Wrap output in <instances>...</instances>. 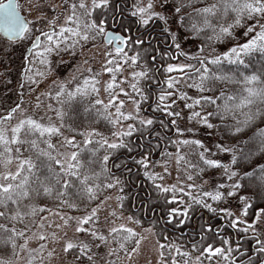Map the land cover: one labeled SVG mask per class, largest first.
I'll return each instance as SVG.
<instances>
[{
    "label": "snow or ice",
    "instance_id": "obj_1",
    "mask_svg": "<svg viewBox=\"0 0 264 264\" xmlns=\"http://www.w3.org/2000/svg\"><path fill=\"white\" fill-rule=\"evenodd\" d=\"M223 4L224 18H227L229 12L235 13L234 21L227 26L221 25L219 28L213 27L208 16H216L217 8L215 5L209 8L198 9L197 15L204 16V27H198L196 24L191 26L190 31L202 32L205 28L211 27L215 38L222 40L225 36H232L233 29L244 28L246 29L245 35L249 37L247 43H243L238 47L230 48L222 56H209L203 55L204 48H199L200 55H188L183 51L181 44L178 42L176 36L172 33L170 27V21L168 15L161 13H154V5L149 3L146 7L140 5L139 0L134 5L135 10L130 11L132 17L137 18L139 24L144 28H147L153 21H162L165 27L163 31L171 36L170 48H174L175 51L172 56H168L165 61L164 56H160L161 62H167V67L161 70L168 74V78L164 81L165 87H161V92L157 97L156 107L152 108L153 113H160L161 116L142 118L141 105L148 102L151 97L140 86V82L143 80H152L155 77V73L151 69L148 63L141 64L143 59L141 51L137 48L144 46L145 41L142 37L133 39L130 35H113L108 30L109 20L107 16L102 19H97V10L101 13H107L113 10L114 0H91V7L86 3V0H65V6L68 9L69 15L65 18V26H61L59 31H56V22L60 19L59 16L55 20L49 22L50 30L44 31L42 29H35L34 22L27 20L20 14V5L15 3V0H8V3L0 2V34H2L9 42L16 44V42L30 41L31 46L28 48L27 64H32L31 57L36 55L40 58V63L51 64L50 60H47V56L55 53L57 55L64 52H70L72 55H76V49L79 45L83 48L89 42L103 41L107 44H116L115 50L108 51L107 64L105 65V71L111 74L112 80L107 86V90L114 98H110L108 104H104L102 100L97 99V105H103L105 120H108L114 126L119 125L122 121H128L127 130H120L113 133L115 142L110 138L103 137L99 132L93 133H80V135H86L85 146L98 145L97 151L100 148L106 152L112 150L111 154L103 155L99 160L100 171L96 172L94 169H89L88 172H84L83 163L80 161V152H72L70 155H66L62 161L57 156L52 155L50 151L40 147V143H46L48 149H53L54 145L50 142L51 137L55 135H62L61 129L63 125L57 127L56 125L49 123L45 126L43 123L38 122L32 117H28L24 114L21 115L15 126H12L11 122L16 118L17 113L20 112L19 108L13 107L8 114L0 118V163L7 169L9 165L15 161L14 154L24 155L22 148L24 145H28L29 151L36 153V160H41V164L38 167L36 161L31 156L25 159H21L18 163V168L15 173L6 172L0 175V180L7 183H0V232L10 233L9 242L11 247L15 250L17 247H21L24 250L28 249V240L30 237L24 230L28 227L26 223V217H35L38 213L45 211L43 208H37L35 205L24 204V209L21 210V204L24 201H30L33 197H39L41 195L46 197H52L59 199L61 203L67 207L73 208L76 205L69 200L68 193L70 190L75 189V195L83 200L85 197L89 200H96L99 196L102 188L116 189L119 188L123 192V182L119 176L114 177L112 167L120 168L121 164H114L110 167V161L113 159V155L120 149H125L128 153H133L138 148L142 149L139 152V158L134 157L133 163L143 168L144 176L150 180L154 185V191L157 196L163 199L165 205H180L181 207L171 208L168 216L165 218V225H172L177 228H184L188 222L190 213L197 207L200 209H206L209 213L214 215L223 214V217L229 221V227L237 229L239 232L248 233L250 230H254L257 225L264 220V207H260L259 211L255 213L257 224H247L246 227H238L246 223L245 219L237 218V211L239 216L247 218L250 214V210L256 208V204L252 202L250 197L238 195L241 189L246 188L245 182L252 185L259 193H264V129L255 133L253 143L254 148L241 147L239 145L232 147L226 144L217 143L214 148L206 146L199 139H183L172 141V144L178 148H195L198 151H193L192 156L198 157V160L193 163L188 159L187 154H180L179 152L165 153L166 156H176V162L178 165L183 164L187 168L195 171V176L188 172L186 179L188 181H194L197 177L209 175V169L220 170L223 175L226 176L229 183H225L223 179L216 181L212 176L213 191H207L204 189V185L208 184V180H204L203 184L199 185L200 191L197 192L196 186H185L180 184H174L170 186H164L157 181L163 180L164 176L149 171L151 151L158 147V144L144 143L141 145H134L129 142L128 138L134 136L135 133H139L137 139L144 137L145 135L151 137L153 130L157 124L164 126V119L161 117H172L170 124L176 128L177 135L183 136V132L180 131L177 120L174 117L180 116V112H176L175 101L178 99L184 103V106L192 112L189 120L195 121L200 124L202 128L213 129L215 127L212 122L213 117H217L221 120L228 119L231 114L233 119H236V110H242L248 108L249 111L243 113L244 120H237L233 125V135L239 138V134L244 132L245 127L252 124L257 118L264 119V108H258L256 111L251 110V106L259 101L264 105V87H255L258 83H264L260 81L256 75H245L244 70L249 68V62L246 58L250 57L253 53H259L264 56V0H221ZM164 6V0H161V7ZM175 12L173 13V19L182 14V9L187 8L188 5L173 4ZM191 15V14H190ZM180 23L183 24L184 20L181 19ZM112 27H120L115 15L111 20ZM42 33V34H41ZM133 47L129 50V44ZM151 47V41H149ZM43 48V51H36ZM129 51H135V55H129ZM156 50L153 47V54L151 55L152 62L157 61ZM184 57L186 60H195L196 64H181L174 65L171 63L173 59L180 60ZM227 63L229 66H235L236 71L232 74H226L221 69L223 65ZM123 65H130L134 68H140V71H133L131 77V88L133 93L140 97V103H136L135 114H125L123 111L125 104L124 101L119 99V96L128 97L130 94L120 88L122 83H128L127 80L118 82L117 76L122 73ZM88 71H92L88 69ZM24 83L35 84L36 81L31 75L32 69L25 66ZM179 73L180 76H173L171 74ZM43 75V73H38ZM97 75H100L99 73ZM187 76V81H185ZM237 76L242 78L238 79ZM75 80L76 77H73ZM182 82L187 84L188 88H195L200 93L199 98H193L187 91H181L177 86ZM243 83L244 91L247 96L237 97L235 94H226L227 89L217 92V83L219 84H239ZM99 83L98 80H84L83 87H76L75 91H70L67 85H60L55 97L49 96L50 99H55L57 103L64 104L65 98L75 99L77 95H87L88 86L91 85V91L99 94L100 89L95 87ZM159 85L160 80H156ZM249 85H252L249 87ZM119 90V91H118ZM39 99V98H38ZM238 103H230L236 102ZM223 102L222 104L220 102ZM135 103V101H133ZM39 107V105H37ZM50 111L57 112L59 110L48 106ZM115 109L113 113L111 110ZM199 109V110H196ZM61 119L63 118L62 111L59 112ZM43 119V118H42ZM51 121V117H48ZM135 121V123H131ZM101 137L98 140H93L92 137ZM43 138V139H41ZM157 140L160 139V133L156 132ZM65 143L71 147L80 148L81 146L75 143L73 139H66ZM247 145L248 141H244ZM97 151H94V160L92 163H96L95 159ZM147 152V155H145ZM221 154L230 155L231 159L228 164L221 162L215 157ZM257 157L260 161H257ZM259 163V167L256 164ZM251 167V171H249ZM46 170V175L41 176V172ZM179 180V177L177 178ZM195 193V194H193ZM169 196L171 198H169ZM179 197V198H178ZM187 199H184V198ZM121 202V208L123 207L124 197L118 198ZM236 200L238 205L237 211H233L229 208H218L224 201ZM211 201V202H209ZM10 205H15V209ZM78 210V209H77ZM87 211V210H85ZM116 215L115 212L112 213ZM179 217V219H177ZM67 225L68 221L75 220L77 225L76 231L78 233L88 232L95 246L98 248L103 245H109V236L112 241L119 244V250L124 251L130 241H135V247L138 249L141 238L139 235L129 227H114L110 229L109 235L99 233L98 230H89L85 226L97 220V210L92 209L83 217H61ZM129 222L139 223L134 221L132 217H128ZM17 225H24V228H19ZM43 227V225H41ZM151 232L152 229H146ZM210 236H215L219 239L222 246H215L210 242ZM23 238L25 243L18 245L16 241ZM39 240L43 241L48 239L44 235H39ZM164 240H168L169 237H162ZM254 239L257 241L256 254L261 257L257 259V256H252L250 253H245L242 247H233L231 241L225 239L223 230L214 229L211 224L202 226V233L199 235L198 241L191 246V250H185V246L176 243H172L171 247L168 244L159 243V254L161 264H204V261H212L216 258H222L226 264H264V239L254 234ZM208 241L207 243H205ZM43 248L44 245L42 244ZM76 249L80 257L86 258L80 260L79 264H95V258L93 256V246L88 242H68L64 251L71 252ZM165 252L169 253V256H165ZM175 256H172V253ZM193 254L195 259L193 260ZM238 254V255H236ZM110 255H118L117 249L110 247ZM236 257L235 259L233 257ZM0 264H12V261L0 258ZM31 264V262H30ZM109 264H115L114 261H109Z\"/></svg>",
    "mask_w": 264,
    "mask_h": 264
},
{
    "label": "trees",
    "instance_id": "obj_2",
    "mask_svg": "<svg viewBox=\"0 0 264 264\" xmlns=\"http://www.w3.org/2000/svg\"><path fill=\"white\" fill-rule=\"evenodd\" d=\"M2 0H0L1 2ZM71 2V0H69ZM137 3V0H114L113 10H110L107 13H101L99 10H97V19H102L104 16L108 17L109 20V27L111 25V20L113 15H115L117 22L120 24V27H117L121 32L123 33H129L132 34L134 32H139L142 29H145L144 36L142 37L145 41V45L137 48L138 51H141V55L143 59L141 60V64L148 63L153 72L155 73V77L152 80H143L140 82L141 88L144 89V91L150 95L151 99L143 103L141 105L142 112L141 116L142 118L144 116L147 117H153L157 116L160 117V113H153L152 108L156 107L157 97L161 92V87H165L164 81L168 78V74L164 73L161 69L166 68L167 62H161L160 56L166 58L168 56H172L175 49L170 48L169 45L171 44V36L167 34L163 29L165 27H168V25H164L162 21H156L153 20L147 28H144L141 26L137 20V18L132 17L129 13L130 11L135 10L134 5ZM182 0H164V4L169 6L173 9L175 12V9L173 7V4L175 5H181ZM63 4L65 6V0H63ZM183 4L188 5L187 8L182 9V14L177 16L176 20L182 29V31L194 42L197 44L198 50L199 48H204L203 55L209 56L210 58L212 56H222L224 55L230 48L232 47H238L239 45L243 43H247L249 37L245 35L246 29L244 28H236L233 29L232 36H225L222 40H217L215 38V34L212 31L211 27L205 28L204 31L197 32L190 31L191 26L193 24H196L198 27H204V16L197 15L198 9H204L212 7L213 5L217 8L216 16H208V19L210 20L213 27L219 28L221 25L227 26L230 25L234 19H235V13L229 12L227 18H224L223 13V4L221 3V0H183ZM67 9V7L65 6ZM68 11V9H67ZM124 14V16L128 17L127 19H123V17L119 18V15ZM191 14V15H190ZM69 15V12H68ZM183 19L184 23L181 24L180 20ZM61 26H65V24L62 25H56V31H59V28ZM44 31H49V29H42ZM160 35H159V34ZM42 34V33H41ZM132 36V35H130ZM133 37V36H132ZM138 37H133V39H136ZM149 41H151V47L149 46ZM101 41L97 42H89L88 44H98ZM7 43H11L7 41ZM133 47V45L129 44V50ZM153 47L155 48L157 55V61L152 62L151 61V55L153 54ZM37 49L36 51H38ZM136 54L135 51H129V55ZM188 55H200V53H192ZM36 55L33 54L31 57L33 63L28 64V67L32 69L31 75L34 77L41 78V75L38 73H45L48 65L47 63H40V59H38ZM249 62V68L244 70L245 75L251 76L256 75L258 76L260 81H264V56H262L259 53H253L250 57L246 58ZM177 61H183L186 64H196L197 62L195 60H186L184 57H181L180 60L173 59L172 62ZM24 64L22 65V67ZM21 67V71H22ZM134 68V67H133ZM226 74H232L236 71L235 66H229L227 63H225L221 69ZM20 71V73H21ZM133 71H140V68H134ZM19 73V82L18 84L24 83V77L21 78V75ZM108 76L111 77V74L106 73ZM173 76H180L179 73H173L171 74ZM118 77V76H117ZM238 79L242 78L237 76ZM156 80H160L161 83L158 85L156 83ZM23 81V82H22ZM185 81H187V76H185ZM26 85V84H25ZM24 85V86H25ZM24 86L21 87L20 95L22 96L25 92ZM252 85H249L251 87ZM19 88V86H17ZM181 91H187L189 95H191L193 98H199L200 93L196 91L195 88H188L187 84L182 82L177 86ZM217 92L216 95H219V91L227 89L226 94L231 95L235 94L237 97H244L247 96V93L244 91V85L243 83L239 84H219L217 83ZM255 87H264V83H258L255 85ZM74 87L72 91H75ZM130 93L133 97V100L135 103H140V97L133 93L132 88L129 86ZM13 90H11L9 93L13 94ZM109 92V91H108ZM110 93V92H109ZM99 99L98 94L93 93L91 91V87H88V94L87 95H77L75 99H69L65 98V103L59 105V111L56 114V119L59 122V125L57 127H60L63 125L61 132L62 135H55L51 137L50 142L54 145L53 149H48L47 144L41 142L40 147L45 149L46 151H50L52 155L56 156V150H55V144L60 141L63 137L68 136L71 137L73 140H75V143L80 145V148H75L69 146V148L72 150V152H80V161L83 163V171L88 172L89 169H94L96 172L100 171L99 167V160L102 159L103 155L105 154H111L112 150H108L107 152L100 148L99 151L98 145H87L85 146V139L86 135L82 136L80 133H93V132H99L102 134L103 137L107 138H114L113 133L116 132L117 125H113L108 120H105L103 118L104 116V108L103 105H97L96 101ZM100 100V99H99ZM180 103L182 110L179 111L181 114L180 116L174 117V119L177 120L182 117H186L187 121L190 122L192 125L197 126L200 130L207 133L208 137L214 136L218 139V143L226 144L232 147H235L237 145L241 147H245L246 150L248 148H254L255 144L253 143L255 133L258 132L261 129H264V119L257 118L252 124L245 127L244 132H241L239 134V138L233 135L234 128L233 125L236 124L237 120H244L243 113H246L249 111L248 108L242 109V110H236L235 117L236 119L232 118V115L230 114L228 116V119L221 120L217 117L212 118V122L214 123L215 127L213 129L208 128H202L200 124L196 123L195 121L189 120L188 117L191 116L192 112L188 110L183 102H180L178 99L175 101V103ZM239 100L236 102H230V103H238ZM22 103V102H21ZM20 103V105H21ZM57 103V101H56ZM223 103L222 101L220 102ZM19 105V106H20ZM16 106V104L14 105ZM18 106V107H19ZM17 107V108H18ZM258 108H264V105L260 104L259 101H257L255 104L251 106L252 111H256ZM113 110V109H112ZM111 110V111H112ZM176 111V107L174 109ZM199 110V109H196ZM63 113V118L61 119V116L59 112ZM178 112V111H176ZM135 114V113H133ZM28 117H32L31 115H26ZM0 118H3V115L0 116ZM164 119V126L157 124L153 130V135L151 137L145 135L144 137L137 139L139 136V133H135L133 137L128 138L129 142L134 145H141L144 143H151V144H158V147L154 149H149L151 151V157H150V164L151 167L149 171L155 173L157 164L167 158H170L165 155V153H177L184 155L187 154L188 159L192 160L193 163H195L198 160V157L192 156L191 153L193 151H198V149L195 148H178L172 144V141L176 140H183V139H199L206 145V140L201 138L200 136H193L186 138L185 135L178 136L176 128L172 127L170 124V120L173 119L172 117H161ZM18 122V121H17ZM17 122L13 121L11 122L12 126H15ZM121 123L126 124L128 126V121H122ZM131 123H135V121H132ZM180 128V126L178 125ZM181 129V128H180ZM156 132L160 133V139L157 140L156 138ZM93 140H98L101 137L94 136L92 137ZM43 139V138H41ZM214 141V140H213ZM244 141H248V144L245 145ZM216 142V141H215ZM142 149H137L133 153H128L125 149H120L115 152L113 155L112 161H110V167L114 164H121L122 166L120 168L112 167V171L115 176H119L121 181L123 182V192L119 190V188L116 189H107L102 188V190L99 193V196L96 200L89 201L86 197L81 200L75 195V189H72L68 193V199L71 200L76 207L70 208L67 207L65 204L61 203V201L54 196L52 197H46V196H39V197H33L30 201H24L21 204V210L26 211L24 209V204L28 205H35L37 208H43L45 211L38 213L35 217L27 216L26 217V223L28 225L27 228L24 230L29 234L34 230L40 219L45 216L49 211L55 210L60 212H66L68 214L78 215V216H85L88 212H91L92 209H94L99 203H101L103 200H105L108 196L114 194L117 200V204L119 206L120 211L128 216L132 217L134 221H139V223H135L137 226H152L156 235V238L159 243L168 244L169 247H171L172 243H176L178 245L182 244L185 246V250H191V246L195 244L198 239L199 235L202 233V226L211 224L214 229L219 230L220 229V222L221 219H225L223 217V214L220 213L219 215H214L212 213H209L206 209H200L197 207L193 212L190 213V216L188 218V222L185 225L184 228L180 229L177 227H174L172 225H165L164 220L168 216L169 211L171 208L181 207L180 205H165L162 198H159L157 196L156 191H154V185L152 182L144 176V169L135 165L132 161L133 158H139V152ZM97 151L96 156V163H92L94 160L93 152ZM22 152L24 153L23 156L19 154H14V159L16 162L9 165L6 169L2 163H0V175L5 174L6 172L9 173H15L18 168V163L21 159L28 158L31 156L34 161L39 165L41 164V160H36V153L34 151H29L28 145H24L22 148ZM145 155H147V152H145ZM223 156L219 158V156L215 157L216 159L220 160L221 162L228 164L230 162V155L222 154ZM175 156V155H172ZM176 157V156H175ZM257 161H260V158H256ZM264 162V161H262ZM177 167L179 171L182 174L183 182L181 184L191 187L196 186L197 192L200 191L199 185L203 184L204 180H208L209 183L204 185V189L207 191H213V182L211 177L214 176L216 181H220L221 179L224 180L225 183H229L227 181L226 176L223 175L222 171L220 170H211L209 169V175H204L202 177H197L194 181H188L186 179V176L188 172H191L195 176V171L187 168L183 164L178 165ZM256 167H259V163L256 164ZM251 171V167L248 169ZM41 176L46 175V170L44 172L40 173ZM158 183H162V180L157 181ZM0 183L6 184V181L0 180ZM246 188L241 189L238 195L248 196L252 200L254 204H256V208L254 210H250V214L247 218L240 217L241 219H245V224H251L254 222L255 213L259 211L260 207H264V193H259L254 186L247 184L245 182ZM195 194V193H193ZM123 196V207L121 208V202L118 199L119 197ZM169 198H171L169 196ZM179 198V197H178ZM184 199H187L186 197ZM234 200V199H233ZM232 201V200H231ZM211 202V201H209ZM229 202L228 200L224 201L222 204L219 205V209L222 208H229ZM11 208L15 209V205H10ZM78 209V210H77ZM87 210V211H85ZM179 219V217H177ZM228 221L227 219H225ZM264 221V220H263ZM90 223L89 225L94 224ZM229 223V221H228ZM243 224V225H245ZM19 228H24V225H17ZM225 229V228H224ZM223 231L227 233L230 236V241L232 246L235 247H242V248H249L248 244H243L241 246H238L237 242L235 241L238 236H240V233L237 229L232 230L229 228L225 229ZM134 231V230H133ZM251 232L253 230H250ZM250 231L248 233H250ZM180 232V233H179ZM137 233V232H136ZM184 233V234H181ZM195 236H192L194 235ZM197 234V235H196ZM109 235V234H108ZM11 234L10 233H4L0 232V258H3L5 260L12 261V264L15 263V259L21 249V247H17L15 250L12 249L11 243L9 242ZM107 236V235H106ZM167 236L169 237L168 240L162 239V237ZM258 236L261 238L260 234ZM253 240L254 237H253ZM25 240L23 238L18 239L16 243L18 245H23ZM206 241L205 243H207ZM210 242L214 244L215 246H222L219 239L215 236H210ZM250 242V241H249ZM135 241H130L127 245L126 249L124 251L119 250V244H116L112 241L111 237L109 236V246L112 248L117 249L118 255H110L108 256V260L114 261L115 264L118 263V258L120 257H126L130 254V252L135 248ZM104 249L106 248L105 245ZM252 256H257V254L249 252ZM67 255L71 258H74L78 263L80 260H85L86 258L80 257L79 253L76 249H73L71 252H67ZM97 256V254H95ZM172 256H175V253L173 252L171 254ZM195 255L193 254V260L195 259ZM238 255V254H236ZM165 256L168 257L169 253L165 252ZM236 258L235 256L233 257ZM257 259H261V257L257 256ZM108 261V262H109ZM226 264V262L222 258H216V260L212 261V264ZM204 264H209V261L205 260ZM239 264V262H238Z\"/></svg>",
    "mask_w": 264,
    "mask_h": 264
},
{
    "label": "rangeland",
    "instance_id": "obj_3",
    "mask_svg": "<svg viewBox=\"0 0 264 264\" xmlns=\"http://www.w3.org/2000/svg\"><path fill=\"white\" fill-rule=\"evenodd\" d=\"M140 5L146 7L149 3L154 5V13H165L168 15L172 33L178 39L183 51L187 54L198 53L197 44L194 43L180 28L176 19H173V9L164 4L161 7V0H139ZM86 3L91 7V0H86ZM20 5V11L26 16L29 21L34 22L35 29H49V22L55 20L57 16L60 19L56 22V25H62L65 22V18L68 16V11L63 4V0H18ZM169 27V25H168ZM4 37L0 35V116L8 112V110L19 102L21 97L19 73L23 65V56L26 46L30 41L7 43ZM38 51H43V48ZM77 54L72 55L70 52H64L62 54H51L47 56V60L51 61V64H47L48 68L46 72L41 75V78L34 77L36 83L24 86L25 92L22 95L23 100L18 107L20 112L17 113L14 122H17L21 115H31L32 118L47 126L52 123L56 126L59 125L56 119L57 112L49 110V105L54 109H59L58 103L55 99H50L49 96L55 97L60 85H67L68 89L72 91L74 87H83L84 80H98L99 83L95 87L99 88V99L108 104L110 98H114L107 90L108 84L111 82L112 77L108 76L105 71V65L107 64L108 56L106 52V45L102 42L98 44H86L83 48L79 45L76 49ZM135 54H133L134 56ZM40 59V58H38ZM174 65L186 64L183 61L172 62ZM122 73L118 74L117 80L125 81L128 83H122L120 88L127 91L130 95L128 97L119 96V99L124 101L125 107L123 111L125 114L135 113L136 103L133 101V97L130 93L129 86L131 84V77L133 74V66L123 65ZM167 67V66H166ZM91 69L92 71H88ZM100 75H97V74ZM73 77H76L74 80ZM19 86V88L17 87ZM88 87H91L89 85ZM131 87V86H130ZM13 90V94L9 92ZM119 91V90H118ZM19 92V93H18ZM39 98V99H38ZM39 105V107H37ZM181 104L176 103V111H181ZM112 112H115L113 108ZM48 117H51L49 121ZM43 118V119H42ZM178 125L180 131H182L186 138L200 136L205 139L206 146L213 147L219 141L214 136L208 137L207 133L203 132L197 126L192 125L187 121L186 117L178 119ZM120 130H127L126 124L120 123L117 125L116 132ZM66 139H72L65 136L55 144L56 156L64 160L66 155H70L72 150L69 145L65 143ZM115 142V137L111 139ZM214 140V141H213ZM216 141V142H215ZM221 154L219 156L222 157ZM156 174L164 176L162 183L164 186H170L174 184H181L183 177L177 167L176 157L164 159L157 164ZM179 177V180L177 178ZM229 209L237 211L238 205L236 200L229 202ZM94 209L97 210V220L92 225L85 226L89 230H98L99 233L108 235L110 229L114 227H129L141 238L139 248L136 247L126 257L118 258L117 264H161L160 250L158 247V240L156 238L154 229L152 226H137L135 223H131L128 220V216L124 215L117 204V200L114 194L108 196L105 200L99 203ZM116 215L113 216L112 213ZM61 217H83L66 212L49 211L43 216L34 230L29 234L30 239L28 242V249H20L14 264H79L74 258L67 255L64 251L68 242H88L93 246V256L95 258V264H109L108 256H110V246L101 243L100 247H96L92 238L88 232L78 233L76 231L77 225L75 220L68 221L65 225V221ZM237 218H240L237 211ZM248 224V223H247ZM240 225L238 227H246ZM251 224H257L256 219ZM43 225V227L41 226ZM151 228L152 231L148 232L146 229ZM257 235L260 234L261 239H264V221L262 220L257 227L253 230ZM39 235L48 237L43 241L39 240ZM25 243V242H24ZM44 245L42 248L41 245ZM112 248V247H111ZM97 254V256L95 255ZM216 264V263H214Z\"/></svg>",
    "mask_w": 264,
    "mask_h": 264
},
{
    "label": "flooded vegetation",
    "instance_id": "obj_4",
    "mask_svg": "<svg viewBox=\"0 0 264 264\" xmlns=\"http://www.w3.org/2000/svg\"><path fill=\"white\" fill-rule=\"evenodd\" d=\"M120 17H123V19H127L128 17H126V16H124V14H121V15H119V18ZM28 20V19H27ZM108 30H113V31H116V32H118L120 35H132L133 37H143L144 36V30L145 29H142V30H140L138 33L137 32H134V33H132V34H129V33H123V32H121L117 27H112L111 25H110V27L108 28ZM159 34V33H158ZM160 35V34H159ZM102 43H104L105 45H106V54H107V52L108 51H113L114 52V50H115V46H114V44L112 43V44H106L105 42H103V41H101ZM152 61V60H151ZM229 225V223H228V221H226L225 219H221V222H220V229L219 230H223L224 228L225 229H231L232 230V228L231 227H229L228 226ZM224 229V230H225ZM180 233V232H179ZM181 234H184V233H181ZM254 234L256 235V236H258L254 231H250V233H240V236H238V238H236L235 239V241L237 242V244H238V246H241V245H243V244H248L249 243V248L248 247H246V248H242V250L245 252V253H249V252H251V253H254V254H256V251H255V248H256V244H257V241L256 240H253V237H254ZM197 235V234H196ZM223 235H224V237H225V239H228V240H230V236L227 234V233H225L224 231H223ZM192 236H195V234L194 235H192ZM250 241V242H249ZM190 251V250H189Z\"/></svg>",
    "mask_w": 264,
    "mask_h": 264
},
{
    "label": "water",
    "instance_id": "obj_5",
    "mask_svg": "<svg viewBox=\"0 0 264 264\" xmlns=\"http://www.w3.org/2000/svg\"><path fill=\"white\" fill-rule=\"evenodd\" d=\"M3 3H8V0H4V1H2ZM15 3H17V0H15ZM20 14L23 16V17H25L22 13H21V11H20ZM110 32H112L113 33V35H120L118 32H116V31H113V30H109ZM2 35V34H1ZM3 36V35H2ZM4 37V36H3ZM5 38V37H4ZM107 44V43H106ZM113 44H114V46L116 47V44L113 42ZM31 46V43L27 46V48H26V50H25V52H24V58H25V61H24V67L25 66H27V57H28V48ZM24 67H23V69H24ZM21 77L23 78L24 77V72L22 71V73H21ZM22 99H23V97H20L19 98V102H21L22 101ZM19 105V103L16 105V106H18ZM16 106H15V108H16ZM13 107H11L9 110H8V112L12 109ZM6 114H8V113H6ZM6 114H4L3 116H5Z\"/></svg>",
    "mask_w": 264,
    "mask_h": 264
}]
</instances>
